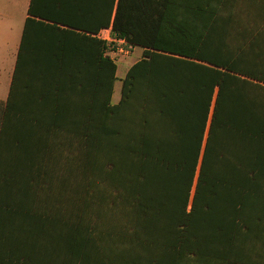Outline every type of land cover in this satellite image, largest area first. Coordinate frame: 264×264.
Returning a JSON list of instances; mask_svg holds the SVG:
<instances>
[{
    "label": "trees",
    "instance_id": "1",
    "mask_svg": "<svg viewBox=\"0 0 264 264\" xmlns=\"http://www.w3.org/2000/svg\"><path fill=\"white\" fill-rule=\"evenodd\" d=\"M2 216L0 264H264V0H30Z\"/></svg>",
    "mask_w": 264,
    "mask_h": 264
},
{
    "label": "crops",
    "instance_id": "2",
    "mask_svg": "<svg viewBox=\"0 0 264 264\" xmlns=\"http://www.w3.org/2000/svg\"><path fill=\"white\" fill-rule=\"evenodd\" d=\"M29 1L30 0H0V101H5L8 96L23 26L28 16ZM119 97L115 102L118 101ZM24 173L25 172H23V190H25L28 185L27 177L25 179ZM4 219L5 216L0 217V221H4ZM8 230L9 227L6 226L5 223L0 224V245H3L5 242V233ZM34 251L38 253V251L41 250L35 249L32 250L31 253H35ZM38 262H42L41 264H56L53 255L46 256L43 261Z\"/></svg>",
    "mask_w": 264,
    "mask_h": 264
},
{
    "label": "built area",
    "instance_id": "3",
    "mask_svg": "<svg viewBox=\"0 0 264 264\" xmlns=\"http://www.w3.org/2000/svg\"><path fill=\"white\" fill-rule=\"evenodd\" d=\"M96 37L102 39L106 43L105 54L113 60L121 56L129 55L135 47L132 43L128 42L123 37H117L112 35L111 27L101 29Z\"/></svg>",
    "mask_w": 264,
    "mask_h": 264
},
{
    "label": "rangeland",
    "instance_id": "4",
    "mask_svg": "<svg viewBox=\"0 0 264 264\" xmlns=\"http://www.w3.org/2000/svg\"><path fill=\"white\" fill-rule=\"evenodd\" d=\"M141 51L142 48L140 46H135L129 55L116 58L115 62L117 64V72H116L117 80L115 81L114 91L112 95L113 102H115L117 98L120 96V88H121L120 78L123 77L129 65H131L134 61H136L139 58Z\"/></svg>",
    "mask_w": 264,
    "mask_h": 264
}]
</instances>
